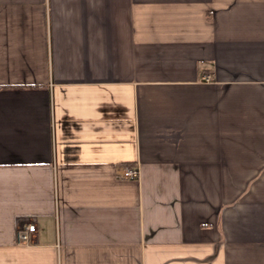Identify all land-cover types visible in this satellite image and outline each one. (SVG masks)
I'll return each instance as SVG.
<instances>
[{"label":"crops","instance_id":"obj_1","mask_svg":"<svg viewBox=\"0 0 264 264\" xmlns=\"http://www.w3.org/2000/svg\"><path fill=\"white\" fill-rule=\"evenodd\" d=\"M0 264H264V0H0Z\"/></svg>","mask_w":264,"mask_h":264},{"label":"built area","instance_id":"obj_2","mask_svg":"<svg viewBox=\"0 0 264 264\" xmlns=\"http://www.w3.org/2000/svg\"><path fill=\"white\" fill-rule=\"evenodd\" d=\"M124 177L129 179H137L139 177V170L127 168L124 171ZM37 231V225L34 223L28 224L23 227L19 232V242L27 243L31 236Z\"/></svg>","mask_w":264,"mask_h":264}]
</instances>
